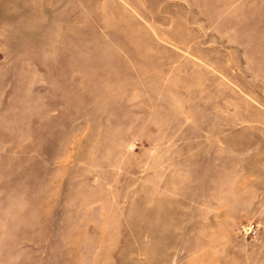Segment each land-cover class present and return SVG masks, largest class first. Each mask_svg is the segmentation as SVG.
<instances>
[{"label":"rangeland","instance_id":"374dc122","mask_svg":"<svg viewBox=\"0 0 264 264\" xmlns=\"http://www.w3.org/2000/svg\"><path fill=\"white\" fill-rule=\"evenodd\" d=\"M0 264H264V0H0Z\"/></svg>","mask_w":264,"mask_h":264}]
</instances>
